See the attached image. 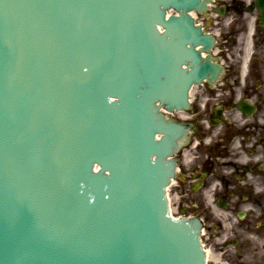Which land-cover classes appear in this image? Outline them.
I'll return each instance as SVG.
<instances>
[{
  "label": "water",
  "instance_id": "1",
  "mask_svg": "<svg viewBox=\"0 0 264 264\" xmlns=\"http://www.w3.org/2000/svg\"><path fill=\"white\" fill-rule=\"evenodd\" d=\"M162 5L201 0H0V264H205L155 102L187 106L212 41Z\"/></svg>",
  "mask_w": 264,
  "mask_h": 264
},
{
  "label": "flooded vegetation",
  "instance_id": "2",
  "mask_svg": "<svg viewBox=\"0 0 264 264\" xmlns=\"http://www.w3.org/2000/svg\"><path fill=\"white\" fill-rule=\"evenodd\" d=\"M199 15L217 70L195 87L173 190L202 224L208 264H264V0H215Z\"/></svg>",
  "mask_w": 264,
  "mask_h": 264
},
{
  "label": "rangeland",
  "instance_id": "3",
  "mask_svg": "<svg viewBox=\"0 0 264 264\" xmlns=\"http://www.w3.org/2000/svg\"><path fill=\"white\" fill-rule=\"evenodd\" d=\"M172 193V197H173V193H174V191L173 192H171ZM177 193V192H176ZM176 200V199H175ZM173 202H174V198H173ZM173 206L176 208V206H177V203H173Z\"/></svg>",
  "mask_w": 264,
  "mask_h": 264
}]
</instances>
